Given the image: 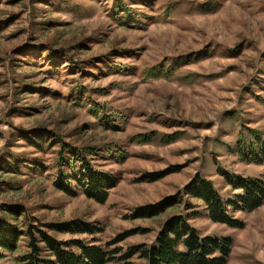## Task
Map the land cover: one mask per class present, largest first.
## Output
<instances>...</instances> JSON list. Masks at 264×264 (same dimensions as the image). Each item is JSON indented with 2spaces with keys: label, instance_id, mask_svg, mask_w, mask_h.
<instances>
[{
  "label": "rangeland",
  "instance_id": "rangeland-1",
  "mask_svg": "<svg viewBox=\"0 0 264 264\" xmlns=\"http://www.w3.org/2000/svg\"><path fill=\"white\" fill-rule=\"evenodd\" d=\"M40 134L98 150L96 165L117 182L106 204L55 188L56 168H33L58 164L60 146L47 155L32 144ZM260 158L264 0H0V222L110 246V264H147L123 259L153 247L174 216L199 213L190 224L202 237L233 241L228 264H264V206L234 213L245 227L232 229L184 193L199 176L236 201L241 191L222 172L264 183ZM157 174L166 176L152 182ZM178 195L174 208L137 218ZM16 207L18 221L9 215ZM74 222L103 233L49 229ZM29 239L14 254L0 249V264H17Z\"/></svg>",
  "mask_w": 264,
  "mask_h": 264
},
{
  "label": "trees",
  "instance_id": "trees-1",
  "mask_svg": "<svg viewBox=\"0 0 264 264\" xmlns=\"http://www.w3.org/2000/svg\"><path fill=\"white\" fill-rule=\"evenodd\" d=\"M121 10L124 12V18L129 20L131 13L126 12V9ZM156 70L151 71L153 76L155 78L162 77L163 75L156 73ZM51 138L50 134H40L36 138L38 141H34L32 144L41 151H49L47 155L60 146L56 154L57 166L36 162L32 165L33 168L41 174H46L56 168L55 188L70 197L84 195L99 204H106L112 190L116 188L117 182L110 173L96 165L92 156L97 157L98 150L86 148L79 151L64 141H50ZM26 139L28 140L29 137ZM46 142L49 143L44 147ZM114 157L115 154L110 153V158ZM258 160L263 162L264 158ZM15 162L17 161L15 160ZM18 165L17 162L15 166ZM165 174H157L155 178L151 179L152 182L161 180L166 176ZM222 176L229 186L241 191V195L236 198V201L226 203L214 183L199 176L184 188V193L202 203L208 219L214 224L232 229H243L244 222L235 219L234 213H251L264 206V183L260 180L233 176L224 172H222ZM177 199L179 200V195L161 205L139 209L138 212H145V214L137 216V218L158 216L163 213L162 210L166 204H169L170 208H174L176 203L173 204V201ZM230 210H232L231 214ZM23 213L22 207L9 209V215L15 221L22 218ZM199 217V213H193L190 216H174L165 223L153 247L148 248L145 245L132 247L123 261L139 257L147 264H228L233 252V241L229 238L202 237L200 232L190 224L192 219ZM49 229L58 234L69 235L96 236L103 233L101 228L83 222H74L69 225H49ZM33 230L34 227H29L26 231H22L20 227L10 221L0 222V249L3 252L14 254L19 249L22 238H30L27 245L29 252L19 256L16 259L17 264H110L116 260L115 254H118L111 252L110 246L104 248L79 240L63 242L43 231L38 230L37 233H34ZM2 258L0 255V259Z\"/></svg>",
  "mask_w": 264,
  "mask_h": 264
}]
</instances>
